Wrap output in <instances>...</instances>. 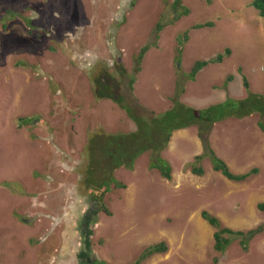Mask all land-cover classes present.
Returning a JSON list of instances; mask_svg holds the SVG:
<instances>
[{
  "label": "rangeland",
  "instance_id": "obj_1",
  "mask_svg": "<svg viewBox=\"0 0 264 264\" xmlns=\"http://www.w3.org/2000/svg\"><path fill=\"white\" fill-rule=\"evenodd\" d=\"M253 1L0 0V264H85L93 257L131 264L161 242L168 251L142 264H264V232L248 251L236 240L218 255L214 229L202 217L209 211L235 230L264 223V116L233 114L207 136L235 173L258 169L246 181L215 172L210 157L205 176L192 174L195 155L185 159L180 149L196 146L197 125L176 131L163 152L177 160L167 180L150 170L148 153L132 168L128 157L117 167L105 155L121 139L132 143H123L119 157L130 155L138 126L94 89L104 72L116 75L127 104L139 105L143 117L170 109L176 96L194 111L229 97L230 111L248 96L264 99V18ZM208 22L214 26L194 29ZM146 46L132 91L129 77ZM227 48L231 56L189 79L197 61ZM21 118L31 121L21 125ZM106 188L101 205L91 199ZM95 206L97 222L88 215ZM83 219L93 231L89 249Z\"/></svg>",
  "mask_w": 264,
  "mask_h": 264
},
{
  "label": "trees",
  "instance_id": "obj_2",
  "mask_svg": "<svg viewBox=\"0 0 264 264\" xmlns=\"http://www.w3.org/2000/svg\"><path fill=\"white\" fill-rule=\"evenodd\" d=\"M210 0H208L209 2ZM180 3V0H177V4ZM252 6L258 11L259 15L264 18V0H254L252 3ZM185 14H189V11L186 10ZM213 22H208L205 24H198L194 27V29H202L205 27H213ZM158 30H161V26H158ZM184 40H188V33L186 32L184 34ZM183 42H180L179 48H178V55L177 60L180 61V56L183 53L184 48ZM150 47H144L139 55L136 58V66L133 70L134 76H130L129 80V88L130 90H134V84H135V77L137 74H139L142 70V60L144 58V55L147 53ZM232 51L227 48L225 53L218 54L215 58H212L211 60H199L195 63L193 66L191 72L187 75L190 80L195 81L197 79L198 74L203 70L205 67H207L211 63H220L223 62L226 57L231 56ZM118 64L121 63V58H117ZM241 71V69H240ZM119 75H122L123 77L126 75L125 71H122L119 73ZM136 75V76H135ZM234 79L233 75H230L226 80V86L229 85L230 82H232ZM244 80V86L247 91H250V84L246 76L243 77ZM94 89H95V95L98 99H110L114 103H116L120 108L124 109L130 118L132 120H135L137 123V130L134 132L135 135H138V141L133 142V151H131L130 155L123 154L121 157H119L120 153L123 150V143H127L128 141L124 142L122 139L119 142H115V148H109L107 149L105 155H108V157L113 159V164H118L117 167H122L127 163V161L123 160V157H128L131 159V162H128V167L132 168L134 161L148 153L150 155V163L149 168L150 170H158L163 178L167 180H172V173H173V166L171 163L165 158L164 151H166L169 147V144L171 142V139L173 137V134L176 131H179L181 129L190 128L193 126H198V132L199 136L203 142L204 145V153L201 155H197L194 158V161L190 163L189 167L193 175L203 177L205 176L207 170L204 166V160L206 157L211 158V163L213 166L214 171L220 172L223 176H225L227 179L234 181V182H243L249 179L252 175H255L258 173V169H251L247 173L244 174H237L234 173L227 162L221 158L217 152L213 149L211 142L207 140V136L209 134V131L211 130V125L223 121L229 117H231L233 114L239 116L240 118L246 117L248 115H251L255 112H259L264 116V99H260L257 95L250 97L248 96L246 99L242 100L241 104H238L236 109H233L232 111L226 110L224 108V105L226 104H232L231 97L227 98V100L224 103H219L216 105H211L204 110L201 111V117L198 118L194 112V108L186 105L185 103L181 102L179 100V96H176V100L174 102L173 107L170 109L164 111L160 114L152 113L148 114L146 117H143L141 115L142 112L136 107H132L127 104L126 98L124 95L121 94V87L120 82L118 81L116 75H113L109 72H104L102 76L98 77L94 81ZM251 92V91H250ZM248 99V100H247ZM241 106V107H240ZM241 108L243 111H241ZM246 108V109H245ZM226 111H230L227 113ZM140 112V113H139ZM143 114V113H142ZM140 115V116H139ZM234 116V115H233ZM31 121L30 118H21L20 123L21 125L26 124L27 122ZM260 128L264 131V122L259 123ZM133 134V135H134ZM140 134V135H139ZM129 137V134L127 135ZM132 143V142H128ZM127 143V144H128ZM96 145V144H95ZM94 145V146H95ZM136 145V146H135ZM139 147L142 149V152L137 154L136 152L139 151ZM94 148V147H93ZM137 148V150H136ZM93 150V149H92ZM136 150V151H135ZM95 154H93L94 156ZM137 156V157H136ZM96 164L101 165V161L94 159V165ZM127 165V164H126ZM94 168V167H93ZM108 191V188L104 190L102 193H98L96 190H94L92 200L97 202L98 204L103 203V196L105 192ZM258 208L261 211H264V203L259 204ZM98 208L95 206V208H90L88 211V215L95 214L96 217L93 219V222H97V215H98ZM202 217L204 220H206L214 229V250L218 255L225 254L228 249L231 247V245L234 243V241L239 240V244L242 247L244 251H248L250 248V243L260 234L264 232V223L258 225L255 228H252L250 230H235L233 228L224 226L222 221L215 216L214 214L210 213L209 211H203ZM82 230L88 231V234L86 235V241L85 245L87 246V249L90 248L91 244V233H93L92 230H88V222L86 219H83V223L81 224ZM90 231V234H89ZM168 251V246L165 242H161L155 245H152L148 247L141 255L140 257L135 260L131 264H142L145 260L150 258L153 255L156 254H162L166 253ZM86 260V259H85ZM215 263L219 261L218 256L214 257ZM85 264H109L108 262L104 260H99L97 258H90V260L83 261Z\"/></svg>",
  "mask_w": 264,
  "mask_h": 264
},
{
  "label": "crops",
  "instance_id": "obj_3",
  "mask_svg": "<svg viewBox=\"0 0 264 264\" xmlns=\"http://www.w3.org/2000/svg\"><path fill=\"white\" fill-rule=\"evenodd\" d=\"M189 106V105H188ZM243 118H245V117H243ZM217 123V122H216ZM174 135V134H173ZM198 136H199V132H198ZM173 138V137H172ZM190 139L188 138V137H185L182 141H183V143H186V145L188 146L189 145V143H190V141H189ZM198 140V141H197ZM171 141H172V139H171ZM194 142H195V144H196V146H194V148L192 147H189V148H182V149H180V154H181V156L182 157H184L185 159L187 158L188 159V157L192 154H194L195 155V157L197 156V155H200L201 153H204V148H203V146L201 145V143H200V138L198 139H196V140H194ZM170 144H171V142H170ZM170 144H169V146H170ZM169 148V147H168ZM247 153V152H246ZM246 153H245V155H244V157H246L247 158V161H249V158H250V155L248 156V154L246 155ZM251 152H249V154H250ZM256 155V154H255ZM170 163H171V165L174 167V165H175V162L177 161H175L174 163H173V161L171 160V159H169V158H166ZM184 160V159H183ZM174 171V170H173Z\"/></svg>",
  "mask_w": 264,
  "mask_h": 264
},
{
  "label": "clouds",
  "instance_id": "obj_4",
  "mask_svg": "<svg viewBox=\"0 0 264 264\" xmlns=\"http://www.w3.org/2000/svg\"><path fill=\"white\" fill-rule=\"evenodd\" d=\"M252 6V5H251ZM253 7V6H252ZM212 64V63H211ZM210 65V64H209ZM208 65V66H209ZM207 66V67H208ZM206 68V67H205ZM245 75H243V77H244ZM226 82V81H225ZM231 83V82H230ZM229 83V84H230ZM227 100V99H226ZM222 103H224V102H222ZM216 105V104H215ZM195 112V111H194ZM201 112V111H200ZM252 115V114H251ZM200 117H201V114H200ZM199 117V118H200ZM187 129V128H186ZM181 130H183V129H181ZM264 132V131H263ZM199 138H200V136H199ZM200 140H201V138H200ZM201 142H202V140H201ZM203 154V153H202ZM195 158V157H194ZM225 160V159H224ZM226 161V160H225ZM227 162V161H226ZM134 164V163H133ZM227 164L229 165V163L227 162ZM229 167L231 168V166L229 165ZM214 170V169H213ZM232 170V169H231ZM233 171V170H232ZM216 172V171H215ZM234 172V171H233ZM217 173H220V172H217ZM235 173V172H234ZM247 173V172H246ZM221 174V173H220ZM237 174H244V173H237ZM222 175V174H221ZM196 176V175H195ZM223 176V175H222ZM225 177V176H224ZM226 178V177H225ZM227 179V178H226ZM229 180V179H228ZM231 181V180H230ZM244 182V181H243ZM214 229V228H213ZM214 232H215V229H214ZM215 242V241H214ZM215 251V250H214ZM90 260V259H89ZM99 260H102V259H99ZM104 261H106V260H104ZM106 262H108V261H106ZM109 263V262H108ZM110 264V263H109Z\"/></svg>",
  "mask_w": 264,
  "mask_h": 264
},
{
  "label": "water",
  "instance_id": "obj_5",
  "mask_svg": "<svg viewBox=\"0 0 264 264\" xmlns=\"http://www.w3.org/2000/svg\"><path fill=\"white\" fill-rule=\"evenodd\" d=\"M195 114H196L197 117H200L201 112L200 111H195Z\"/></svg>",
  "mask_w": 264,
  "mask_h": 264
},
{
  "label": "flooded vegetation",
  "instance_id": "obj_6",
  "mask_svg": "<svg viewBox=\"0 0 264 264\" xmlns=\"http://www.w3.org/2000/svg\"><path fill=\"white\" fill-rule=\"evenodd\" d=\"M90 210V209H89Z\"/></svg>",
  "mask_w": 264,
  "mask_h": 264
}]
</instances>
